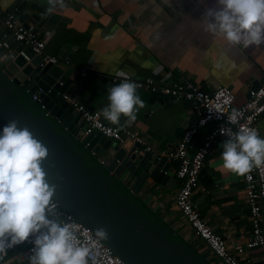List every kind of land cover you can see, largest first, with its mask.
<instances>
[{
  "label": "crops",
  "instance_id": "obj_1",
  "mask_svg": "<svg viewBox=\"0 0 264 264\" xmlns=\"http://www.w3.org/2000/svg\"><path fill=\"white\" fill-rule=\"evenodd\" d=\"M16 1L0 0L1 10L11 9ZM214 7L216 0H66V7L57 9L66 21L47 32L39 28L37 34L45 41V51L52 54L61 42L76 46L69 64L76 72L85 69L89 75L74 99L99 111L108 103L107 95L100 91L110 77L124 74L166 82L190 80L209 91L218 85L227 86L238 105L245 101L248 88L255 82L264 83V43L243 48L229 44L222 34L214 36L205 31V12ZM57 64L68 67L63 61ZM137 95L145 107L131 126L124 123V117L118 126L138 132L145 141L143 149L151 145V152L168 150L192 120L193 110L184 101L160 104V95L147 90L137 88ZM69 109H74L70 102ZM257 124L264 138V115ZM208 130L201 128L194 143L200 144ZM224 141L221 138L213 142L191 198L211 228L234 248L245 243L251 226L242 176L222 166ZM107 155L94 157L106 165ZM167 163L170 189L146 183L137 197L216 264L176 207L175 194L180 185L175 176L177 164ZM248 258L250 263L261 259L252 258V252ZM0 264L28 263L19 250H14Z\"/></svg>",
  "mask_w": 264,
  "mask_h": 264
},
{
  "label": "water",
  "instance_id": "obj_2",
  "mask_svg": "<svg viewBox=\"0 0 264 264\" xmlns=\"http://www.w3.org/2000/svg\"><path fill=\"white\" fill-rule=\"evenodd\" d=\"M12 8L24 25L36 26V33L66 21L58 10L47 11V0H18ZM4 19L0 14V130L9 120H19V127L27 126L48 148L41 166L47 182L56 185L53 199L94 235L104 227L108 238L101 241L125 264H213L137 197L146 183L170 189L164 156L138 142L118 145L98 131L80 135L82 119L77 109H69V100L88 76L69 64L76 46L61 42L55 51L59 61L68 64L66 69L44 63L42 54L15 40ZM115 85L108 81L100 93L107 95ZM259 86L255 82L252 88ZM33 93L39 101L32 99ZM177 101L162 95L158 99L160 104ZM106 153V165L94 157ZM251 252L252 258L261 259L250 264H264V250Z\"/></svg>",
  "mask_w": 264,
  "mask_h": 264
},
{
  "label": "clouds",
  "instance_id": "obj_3",
  "mask_svg": "<svg viewBox=\"0 0 264 264\" xmlns=\"http://www.w3.org/2000/svg\"><path fill=\"white\" fill-rule=\"evenodd\" d=\"M47 4L52 13L64 9L66 0H47ZM205 17V31L222 34L231 45L248 48L264 43V0H216V7L208 8ZM137 88L130 79L109 87L108 103L97 115L112 125H120L124 117V123L131 126L145 107ZM236 119L233 111L228 120ZM19 123L9 120L0 130V259L34 236L29 264H89L91 249L55 210L56 185L47 182L41 166L48 148ZM221 134L227 137L221 153L224 169L243 176L264 166V138L256 130L227 128ZM95 237L105 240L108 232L99 227Z\"/></svg>",
  "mask_w": 264,
  "mask_h": 264
},
{
  "label": "built area",
  "instance_id": "obj_4",
  "mask_svg": "<svg viewBox=\"0 0 264 264\" xmlns=\"http://www.w3.org/2000/svg\"><path fill=\"white\" fill-rule=\"evenodd\" d=\"M14 10L15 8H11L2 11L0 8V14L5 18L3 23L12 29L15 40L31 46L35 53L42 54L44 63L56 64L59 61L58 56L45 51V41L36 33V26L24 25L18 20ZM3 45L7 46L6 42H3ZM80 73L89 75L85 69H82ZM125 79L134 81L139 89L184 101L190 105L194 113L192 120L170 148L160 153L167 161L177 164L175 176L179 179L180 185L175 194L176 207L188 227L192 229L194 236L206 246L216 264H250L248 255L251 250H264V166L253 168L251 172L242 176L251 226L244 244L230 248L226 239L214 231L206 219L201 216L191 197L198 186L201 168L213 142L221 138L227 139L221 134V129L231 128L233 131L254 129L261 137L257 122L264 113V83L256 88H248V97L236 105L235 94L229 87L223 85H218L209 91L190 80L166 82L154 77L141 79L129 74L115 75L109 80L119 84ZM31 96L33 100L39 101L36 93ZM64 98L67 99V95L64 94ZM69 101L82 119L81 136L98 131L121 146L128 141L145 144L138 132L107 123L97 115L98 109H89L84 103L75 99ZM233 111L236 112L237 119L230 122L228 117ZM205 127H209V130L202 142L195 144L194 139L198 131ZM145 149L153 151L151 145H146ZM53 204L55 210L60 213L61 219L74 226L80 242L91 249L89 264H92L93 260L96 264H125L110 247L95 237L89 227L80 222L72 213L64 210L54 199ZM34 238L30 236L24 243L9 249L3 259L11 251L19 250L20 256L29 264L28 258L32 254Z\"/></svg>",
  "mask_w": 264,
  "mask_h": 264
},
{
  "label": "rangeland",
  "instance_id": "obj_5",
  "mask_svg": "<svg viewBox=\"0 0 264 264\" xmlns=\"http://www.w3.org/2000/svg\"><path fill=\"white\" fill-rule=\"evenodd\" d=\"M26 95H29V93H27Z\"/></svg>",
  "mask_w": 264,
  "mask_h": 264
}]
</instances>
